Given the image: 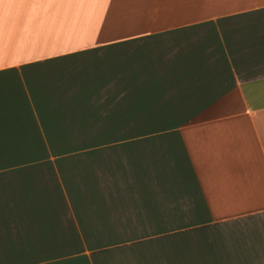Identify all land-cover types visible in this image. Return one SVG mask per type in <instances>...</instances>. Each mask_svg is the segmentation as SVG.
I'll list each match as a JSON object with an SVG mask.
<instances>
[{
  "label": "crops",
  "instance_id": "0c3cea01",
  "mask_svg": "<svg viewBox=\"0 0 264 264\" xmlns=\"http://www.w3.org/2000/svg\"><path fill=\"white\" fill-rule=\"evenodd\" d=\"M0 264H264V0H0Z\"/></svg>",
  "mask_w": 264,
  "mask_h": 264
}]
</instances>
